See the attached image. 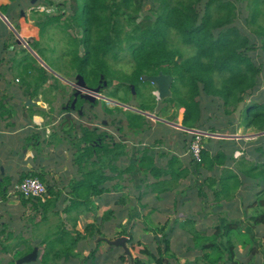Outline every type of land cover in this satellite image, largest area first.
Instances as JSON below:
<instances>
[{"label": "trees", "instance_id": "obj_1", "mask_svg": "<svg viewBox=\"0 0 264 264\" xmlns=\"http://www.w3.org/2000/svg\"><path fill=\"white\" fill-rule=\"evenodd\" d=\"M10 1L13 2L14 0ZM72 1V10H74L72 18L78 20L77 0ZM161 1L163 4L161 13L152 25L144 23L136 25L132 23L133 27L131 30L124 31V28L121 27L122 24L118 23L113 16H124L126 22L129 20L133 22L135 16L131 14L133 12L137 13V8H134L131 13H127L121 11L118 4L121 3L122 7L130 9L132 0H84L81 15L79 16L82 18L83 24V35L81 37L83 41H77L73 38H69V41L73 46L72 56L75 59L83 58L84 61L81 63L83 68L81 70L86 71L88 78L86 79L84 76H81L83 75L81 70L77 74H81L82 78L84 77L83 81L89 88L104 86L102 84L104 79L106 80V73L103 68L98 72L94 68H87V65L95 67L99 63H105L104 59L111 54L128 50L134 63L130 76L124 82L127 84L126 89L128 90V94L131 92L130 89L138 93V86L142 84L143 79L147 76H156L159 73L171 76L172 85L170 90L173 91L172 97H166L161 101L171 104L175 111L183 109L181 122L183 128L189 130L196 129L210 134L217 133L219 128L227 129L229 127L228 123L232 121L230 117L234 114L236 107L240 102H244L238 126L252 128L256 133L264 132V103L258 102V100L254 101L252 98L261 89L262 81L260 74L264 67V42L257 47L233 25L235 18L232 17L233 7L227 1L217 3L213 9V3L217 0H207L203 11H201L202 8L196 6L199 0L177 1L174 5H170L166 0ZM253 2L256 4L258 0H253ZM214 11L218 12L216 17L213 14ZM220 13L226 14L220 15ZM59 21L60 17L57 16L43 20L36 18L35 23L41 30L44 25L51 26V23ZM71 25L69 21H65L61 27L65 30L70 28ZM170 31L175 32L181 43L193 50L192 55L183 58L178 50L168 47V35ZM79 48H82L84 51L82 57H78ZM91 62L92 64H90ZM28 71L31 75L29 79L36 78V81L32 83L35 91L47 83L48 77L51 78V76L46 75L44 70L39 74L38 69L31 67ZM216 74L221 77V80L215 83ZM101 77H103L102 80ZM26 84L28 85V82ZM49 86L51 89L54 84ZM179 86L183 87L184 91H180ZM152 97L154 99V96ZM248 98H252V101L246 103ZM116 108L123 115L128 114L124 115V117L127 119V128L129 130L136 131L137 133L138 131L146 132L144 127L146 119L144 116L130 111H123L118 107ZM149 108L153 107L144 104L137 106V109L143 112L150 111ZM110 110L113 112L115 108H107V111ZM68 120L69 118L64 117L63 123L59 124L61 130L67 125ZM119 130L122 131V127ZM79 131L81 135L76 138L77 141L74 140L77 142V146L72 148L75 149L73 161L79 171L82 172V177L76 180L69 188L70 198L68 205L63 209V213L67 215L72 212L76 213L72 220L73 230H75V226L77 225L78 215L80 213L82 215L88 210L93 209L95 202L93 197L99 198L103 194L119 191L123 187L118 183L111 185L110 182L113 178L120 181L123 175L138 173L145 179L144 175L151 174L155 182L151 184V187L149 185V187L155 193V198L161 200L160 189H170L172 182L177 181L180 177H173L171 173L165 172L167 175H171L172 178L170 181L161 180L162 172L160 171L159 164L158 162L156 163L153 155H149V151L146 149H144L146 151L140 155L134 164L122 165L119 168L115 164L123 155L125 156L121 142H115L113 137L107 136V134L98 133L96 127L92 128V131H88V129H84L81 126V130ZM63 132L69 134L66 130H63ZM231 132L233 133V128ZM185 134L187 133L185 132ZM240 141L242 142L241 144H244L243 140ZM230 145L231 148H234L235 142L231 141ZM255 151H259L261 155H264V147L247 148L245 154L252 157L253 155L251 154ZM226 159V155L222 152H217L214 156H210L204 147L201 152V160L196 166L199 169V173L201 170L210 171L214 168V165H223ZM174 162L175 159L171 158L169 164L172 165ZM238 164L240 172L247 177L249 182L256 183L254 186H251L248 182L244 188L248 191L258 188L256 191L257 198L255 202L250 204L249 208L252 210V214L246 218L247 225L245 222L242 226H239L230 222L222 223L221 221H217L213 230L216 236L213 240L221 243V245L224 242L226 245L224 247H217L220 250V254L214 264H225V262L238 264L234 260V249L236 245H240L239 241H235V245H232L230 237L227 236L231 232L223 231V228L234 229L235 227H239L238 231H233L234 234L238 236L245 232L254 237L256 241L258 238L253 234V227L256 224L264 225V162L259 166L252 159L243 157ZM226 173L229 172L224 170L220 180L221 195L228 193L230 180H232L231 183L235 184L236 187L240 185L236 175L229 173L230 176H227ZM213 183L214 181L211 178L203 182V184L208 186L213 185ZM201 195L203 194L201 193ZM20 199L22 205L24 207L28 205L33 213L43 211L41 217L43 221L49 220V217H45V214L51 208V217L55 218L58 222L56 226L51 227V235L46 236L43 240L46 241L47 248L41 254L39 264L68 262L78 254L76 249L79 239L93 240L94 242L97 238H106V231H103L95 222L85 225L83 235L78 231L72 234L67 231V228H64L63 222L69 220V218L63 219L57 211H52L57 200H49L47 196L44 201H41L39 198H24L22 196ZM123 201L124 198L121 196L119 201L117 200L115 203L119 204ZM155 205H157V202ZM113 213L109 209L103 213V216L108 220ZM256 216L258 217L256 218ZM176 223H178L181 230L190 227L194 230L191 231L193 234H200L203 231L197 226L198 230H196L194 225L195 220L191 218H182L176 220L174 224ZM169 225L171 224H165L161 228H157V231L161 234V238L156 240L153 237V244L151 246L154 245V247L145 246L140 251L145 260L135 258L133 264H164V260H175L174 264H178L176 261L179 260V257L176 258L174 257V253L171 254V236L174 232L166 231ZM172 227L175 226L173 225ZM219 229H222V231ZM181 230H175V232L177 233ZM119 235L129 237L125 230ZM72 236L75 237L73 238ZM189 236L193 238L196 235ZM128 240L130 241V237ZM100 243L95 242L93 244V249L89 252L88 256L90 257L89 262L85 264H104L112 261V257L108 261V258L111 256L109 253L103 260H97L95 252L99 249ZM241 245H246L243 240ZM193 248L211 249L209 244ZM115 249L116 247H109L111 251ZM191 250L192 248L186 251ZM249 251V260L245 259V262L239 264L258 263V259L252 256L253 250L250 249ZM257 252L260 253V250ZM225 255L226 259H224ZM119 259L121 261L124 260L123 254L119 255ZM185 263L188 264L189 261H185ZM191 263L193 264V261ZM165 264H168V262ZM262 264H264V257L262 258Z\"/></svg>", "mask_w": 264, "mask_h": 264}, {"label": "rangeland", "instance_id": "obj_2", "mask_svg": "<svg viewBox=\"0 0 264 264\" xmlns=\"http://www.w3.org/2000/svg\"><path fill=\"white\" fill-rule=\"evenodd\" d=\"M166 1L170 5H174L177 1L185 2V0ZM206 1L207 0H199V2L196 3V6H198V8H202L201 11H203V7ZM226 1L229 2V4L233 7L232 17H235L233 25L236 26L243 34H245L252 43L259 47L261 43L264 42V0H258V3L256 4L253 2V0H217L213 3V9L216 7L217 3H223ZM47 3L49 4L48 7H51V17L59 16L61 17L60 21L53 24L51 23V26L44 25L43 29L41 28V39H39L38 36L40 43L36 46L31 45V51H29L25 47H20L21 44L17 45L14 41H10V43L6 44V40L1 39L0 46L3 44L5 45V54L10 55V59L5 60L3 63V67H0V77H2V81L7 82L6 84H10L11 88H13V86L18 87V85H20L22 92H20L18 96L23 95V97H37V95H40L41 98L39 99H44L45 101L50 100V103H47L46 105L44 104V108L48 120L51 121V128H54L53 131L60 128L59 124L63 123L64 117L69 118L67 125L64 126L62 130H60L61 135L59 136H63L64 140L61 141V144H63L67 148V150H69L68 154L66 155V167L69 168L72 176L78 175L79 172V169L73 161V154L75 152V149L72 147L77 146L76 138L81 135L79 133V130H81V126L84 129H88V131H92V128L96 127L98 133L101 132L105 135L107 134V136H111L110 132H113L120 139V141L121 139L126 141L125 137V139L122 138L125 135L130 137L131 139L127 144L130 154L133 153V151L137 149L140 150L142 148L139 141L140 137L145 131H138L137 133L136 131L133 132L127 128V119L124 117V115L126 116L128 114L123 115V113H120L117 110V102L119 104V106L117 107L121 108L123 111H130L134 114L139 113L142 116H144L145 114V130L152 132L151 135L153 134V138H156L157 140L155 143H153V140L148 142V144H153L152 149L156 154L166 152L172 153L174 151L173 147L175 146L174 142L176 139V135L173 134L172 131H168L170 138H175L172 143L170 141L168 142L169 138H167L163 133L164 129L166 130V126L176 129V133L180 136V138H189L190 134H185V131H183V128L181 127V120L178 117L180 109L175 111L171 104L158 100L156 98V87L153 84L146 81V79H143L142 84L138 86V93H135L130 89L131 92L128 94V90L126 89L127 84L124 82L126 78L130 76L134 65L132 57L128 50H123V52L111 54L104 59L105 63H99L95 67H92L88 64L87 68H94L98 72H100V70L103 68L104 72L106 73V80L104 79V82H106V86L100 87L99 95H95L96 97L94 96L95 99H93V102H91V104L82 100H78L74 104L73 109L69 107L68 103L73 102V92L76 91V77L81 75L77 74V72H79L83 68L81 63L82 61H84L83 58L75 59V57L72 56L73 46L69 41V38H73L81 42L83 41L81 40V36L83 35V24L82 18L79 16L81 15L84 0H77V13L79 15L77 17L78 20H74L72 18L74 14V10H72V0H47ZM118 4L119 9L127 13H131L134 8H137L138 10L137 13L133 12L131 14L135 16L133 22H130V20L126 22L124 16H113V18L116 19L118 23L122 24L121 27L124 28V31L131 30V28L133 27L131 25L132 23L136 25H138L139 23L152 25L156 21L157 16L161 13V7L163 5L161 0H132V6L130 9H125L124 7H122L121 3ZM0 12L6 13L8 11L6 9H2L1 7ZM213 14L216 17L218 15V12L214 11ZM224 14L226 13H220V15ZM65 21H69L72 25L70 28L63 30L61 25ZM0 30V35L6 36L1 26ZM27 34L29 33L24 34L23 37V41L26 43L28 41ZM20 41L21 43L23 42L22 40ZM23 45L25 44L23 43ZM13 46L18 52L16 58L15 56H11L10 49ZM168 47L170 49L178 50L183 58H187L193 54V50L182 44L179 37L173 31H170L168 35ZM83 54V49L79 48L78 57H82ZM7 64H9V67L5 75L3 73V70L4 68H6ZM90 64H92V62ZM31 67H33L34 69H38L39 74L42 73V70L46 72V75L48 73V76H51V79L50 77H48L47 80H49L52 85L54 84V86L49 90L47 88H44L35 91L34 85L32 83L33 81H36V78L29 79V76L31 75L28 69H30ZM81 71L83 72V75L81 76H84L87 79L88 76L86 74V71ZM260 77L262 81L261 89L252 98L254 99V101L258 100V102L264 103V67L261 70ZM16 78L19 79L18 84L14 83V80ZM10 79H12V81ZM220 80L221 77L216 74L215 83L220 82ZM26 82H28V85L26 84ZM13 83L15 85H13ZM6 86L8 87V85ZM179 89L180 91H184V88L181 86H179ZM7 91H9V87L7 88ZM172 94L173 91L170 90V93L167 97H172ZM0 95V108L2 110L1 113L6 114L13 111V105L11 104L3 107V101H1L2 94ZM152 96H154V99ZM252 98H248L246 100V103L251 102ZM27 101V103H31L29 100ZM25 104L26 103H22V105L26 107L27 105ZM140 104L151 105L154 109L149 108L150 111L143 112L142 110L137 109V106ZM121 105H123L124 107ZM107 108H115V111H107ZM131 116L133 117V115ZM230 119H232L231 122H234L232 127H228L229 130L226 128H219L217 133L227 134V131H229L230 134L228 135L234 134L243 136L244 139L241 140H243L244 144H248L249 148L251 149L264 147V137L261 138L262 136H264L261 135L262 132L256 133L252 128L249 129L244 126L239 127L238 124L235 123L234 114L230 117ZM102 120L106 122L105 125H102ZM120 127H122V131L119 130ZM232 128L233 133L230 131V129ZM63 130H66L67 132H69V134L64 133ZM117 130L119 132H117ZM219 136L221 135H218V137ZM40 140L41 141L36 140L37 145H39L40 142L51 141V138ZM234 142L235 147L230 148V152L235 151L237 145L241 146L242 143L241 141ZM55 146H58L57 142L55 143ZM246 149L247 148H245V150ZM251 155L253 156L250 157V159H252V161L257 165L261 166V163L264 162V155H261L259 151H255ZM134 156L135 155H132L131 157ZM158 157L159 155H155L156 159H158ZM115 165L119 166V162H116ZM193 165L195 166L194 163ZM189 167H192L191 174L186 180L182 182V185L190 186L196 189L199 187V181L196 175H193L194 167L192 165H190ZM119 168L121 167L119 166ZM217 174H219V172H217ZM222 175L223 174L221 173V176ZM75 181L76 180H74L72 184H74ZM118 184L123 187L119 190L120 192L116 193L115 195L108 196V204H103V202L100 203V201H96L94 204L95 208L93 207V209L88 210L86 213H83L78 217V230L82 231V234H80L83 235V228L85 227V225L95 222L97 226L103 229V231H106L105 237L108 240H114L118 237L125 236L119 235L123 230H125L127 235H129L130 237L129 241V237L125 236L128 238L126 246L131 253L132 260L130 259V257L124 255V260L121 261L119 259V255L123 254V250L120 247H116L114 251H111L109 250L110 246H108L107 243L102 240L96 241L95 239L93 242V240L89 241L79 239L77 241L76 249L78 251V254H76L75 257L70 259L68 262H63L60 264H85L86 262H89V252L93 249V244L95 242H101L99 249L95 252L97 260H103L107 257L108 253L111 255L108 258V261L111 259L112 261L106 262L104 264H133V260L135 258H141L142 260H145V257L140 254V251L145 246H151V244H153V237L157 236L158 240L161 238V234L159 233V231H157V228H161L166 221L168 222V224L171 223L172 220L178 217V213L181 212L180 209H176L174 210L171 217L164 216L162 214L157 215L154 211L150 213L148 206L149 204L147 203L148 197H144L143 194V192L145 191L143 176L141 174L131 173L130 175H123ZM15 186L12 189L13 193L15 191ZM205 187L207 186L204 184L202 186V190L204 189V191H207V195H211L212 192H210V190L206 189ZM123 194L128 195L127 199L119 204L116 203L113 205V201L119 199L121 196H123ZM140 194L142 195L140 196ZM123 198L125 199V197ZM93 200H96V197H93ZM68 201L69 200L64 201L63 198H59L56 201V205L52 209V211H57L60 217H62L63 219L66 218L67 214L63 213V209L68 205ZM154 203H156V201L151 202L152 205ZM160 204L161 202H158V206ZM109 209L113 210L115 215H112L110 219L106 220L105 216H103V212ZM9 210V217L3 220V223L7 226V229L1 232L0 235V264H16L17 259L31 253L34 248L38 249L37 254L39 259L42 253V248L38 247V244H36L35 241L40 240L42 237L48 236V234H46V230L50 228V224L51 227L58 224L57 220L51 217V208L49 209L48 213L45 214V217H49V220L46 221H43L41 219L43 211L33 213L32 210L25 209L23 219H21V217L16 214L14 208ZM192 213L195 220H199L201 216H206L204 214V211L198 210V208L197 210H192ZM211 213L220 214L221 212L213 211ZM68 216L73 218L75 215L71 213ZM207 217L210 218H206V221L202 223V229L200 230L204 231H202L200 234H193V232L191 231L194 230H192L190 227H186L185 229L181 230L178 223L174 224L175 227H172L173 225H169L166 228V231L174 232V234L171 236V254L174 253V257H179V260L176 261V263L178 262V264H186L185 261H189L188 264H192L191 261H193V264H214L217 261L216 259L220 254V250H218L217 247H224L226 244L223 242L221 245V243L215 242L213 240V238H215L216 236L214 235L215 233L213 231L215 228H212L211 230L210 227L215 226L214 224H216L217 220L222 221V223H225V220L227 219L231 222H235L238 217H234V215L226 218L217 217V220L213 216ZM241 221L245 222L246 225L248 224L246 222V219ZM63 225L65 229L67 228V231L71 232V234L77 231L76 229L73 230L72 224L68 220H65L63 222ZM195 228L196 230H198V228L201 227L197 228L195 226ZM206 229H210L211 231H205ZM175 230L181 231L176 233ZM219 230L222 231V229ZM238 230L239 227H235L234 229L223 228V231L227 232ZM49 232H51V230ZM253 234L258 238L256 241L254 240V237L245 232L239 234L238 236L233 232H231L230 235H227L228 237H230L232 245H235V241H239L240 245H236L234 249V260H236L235 262H237L238 264L245 262V259L249 260L250 249L253 250L252 256H255V258L258 259L257 264H262V258L264 257V233L261 229L253 227ZM189 235H196V238H192ZM75 236L72 237L74 238ZM6 237L7 239H5ZM18 237H27L30 240L29 247L25 248L23 251L19 250L16 247V244L18 243ZM242 240L245 242V246L241 245ZM33 243L34 246L32 245ZM204 244H209L211 249L193 248L203 246ZM151 247L153 248L154 245H152ZM191 248V251H186ZM29 249L30 251H28ZM258 250H260V253L257 252ZM206 254L207 256H205ZM224 259H226V255ZM252 259H254V257H252ZM36 261H34V263L31 262L27 264H35ZM174 261L164 260L163 263L165 264L166 262H168V264H174ZM225 264H229V262H225Z\"/></svg>", "mask_w": 264, "mask_h": 264}, {"label": "crops", "instance_id": "obj_3", "mask_svg": "<svg viewBox=\"0 0 264 264\" xmlns=\"http://www.w3.org/2000/svg\"><path fill=\"white\" fill-rule=\"evenodd\" d=\"M23 1L24 0H14L13 2H11L10 0H0V8L2 7V9L4 8L8 11L6 13L0 12V26L6 34V36L0 35V40H6V44L10 43V41H14L17 45H19L20 40L24 39L23 37L26 33H29L27 34V37L35 36L38 38L39 27L37 25H33V19L31 20L30 18H28L29 15H26L27 22H25V20L23 19H17L18 3H21ZM4 17L6 20L4 19ZM18 23L20 24L19 27H17ZM10 52L11 56H15V58L17 57L18 52L16 51L14 46L10 49ZM9 56L10 55L5 54V45H1L0 67H3V63L5 60L10 59ZM8 67L9 64H7L6 68H4L3 70V73L5 75L8 71ZM1 78L2 77H0V94H2L1 101H3V107L11 104L13 105V111L3 114L1 113L2 110L0 108V235L1 232L7 229V226L3 223V220L9 217V209L14 208L16 214L20 216L21 219H23L25 209H30L28 205L24 207L18 193H13L12 191L15 184L17 185L22 179L28 176L36 177L46 186L47 199L55 201L59 198H63V200H69V188L73 185L72 183L74 180L81 179L82 177L81 171L78 172V175L72 176L71 171L66 167V155L68 154L69 150H67V148L63 144H61V141L64 140L63 136H59L61 135V129L59 128L58 130L53 131L54 128H51V121L48 120V117L45 114L44 107L47 103H50V100L45 101L44 99H39L41 98L40 95H37V97H23V95L18 96L19 93L22 92L20 85H18V87L13 86V88H11L10 84H6L7 82L2 81ZM10 80L12 81V79ZM14 81V83L18 84L19 79L16 78ZM14 83L13 85H15ZM6 85H8L9 91H7L8 87ZM49 85H51V82L47 80V83H45L39 90L44 88H47L49 90ZM27 100H29L31 103H27ZM22 103H26L25 105H27L28 107L23 106ZM117 106H119L118 102ZM179 111L180 112L178 117L182 122L183 109H180ZM102 123V125L106 124L104 120H102ZM231 130L232 129H230V131ZM168 131H172L173 134L176 135V139H171ZM176 131V129L166 126V130L164 129L163 133L167 138H169L168 142L170 141L172 143L175 139V146L173 147L174 151L172 153L166 152L160 154H156L154 152V150L152 149L153 144H148V142L150 141L154 140L153 143L157 141L156 138H153V134L151 135L152 132L148 130L144 132L140 137L139 142L142 148L140 150L137 149L133 151V153L131 154L129 148L127 147L128 141L131 138L125 135L122 138L125 137L126 141H124L123 139H121L120 141V139L113 132H110V135L113 137L115 142H121L123 144L125 156L123 155L118 161L120 167H122V165H129L130 163L134 164L140 157V155L148 150L149 155H153L154 158L155 155H159L158 159L155 158V161L156 163L158 162L160 171L162 172L161 180H171V175H167L165 172L171 173L173 177L180 176L177 181L172 182V187L170 189H160L161 200H158L155 198V193H153L150 188L151 184L155 182L154 179H152L151 174L144 175L145 179L143 178V183L145 192H143V194L144 197H148L147 203L149 204V212L152 213V211H154L157 215L162 214L164 216L171 217L174 210L180 209L181 212L178 213V217H176L174 220H172L171 223H169L171 225H174L176 220H180L182 218H191L192 220H195L193 218L192 210H197L198 208V210H203L204 214L206 215L201 216L199 220H195L194 225L197 227H201V229V225L206 221V218H210L207 216H213L217 220V217L226 218L234 215V217H238L235 222H231L227 219L225 220V223L230 222L242 226L244 222H242L241 220L246 219L252 214V210L249 207L251 206L250 204L255 202L257 198L256 191L258 190V188H254L251 189V191H248L244 188V186L248 184L249 180L240 172L238 168V162L241 158L251 157L245 154L247 150H245V148L249 149V145H237L235 151L230 152V142L240 141L241 139H244L243 136L234 134L228 135L230 134L229 131H227V134H211V137L207 138L204 141L205 149L208 151L210 156H214L217 152H222L224 155H226L227 159L223 165H214V168L212 170H201L199 173V169L196 165H193L192 159L189 154V143L191 140V136L186 132L187 135H189V138H180ZM117 132L119 131L117 130ZM218 135L221 136L218 137ZM49 138H51V141L40 142V144L37 145L36 140L41 141L40 139ZM56 142L58 143V146H55ZM132 155L135 156L131 157ZM171 158L175 159V162L174 164L172 163V165L169 164ZM190 165L194 167L193 175H196L199 181V187L196 189L190 186L182 185V182L186 180L191 174L192 167H189ZM224 170L233 175H236L240 182V185L236 187L235 184L231 183L232 180H230L228 193L226 195H221L220 180L222 177L221 173L223 174ZM217 172H219V174H217ZM229 173H226V175L230 176ZM208 178H211L214 181L213 185H206L207 187H205L206 189H209L210 192H212L211 195H207V191H204V189L202 190V186L204 185L202 180L205 182ZM117 183H119V180L115 178H113L110 182L111 185H115ZM249 184L251 186H254L256 183L249 182ZM118 192L120 191L111 192L110 194H103L99 196V198H96L95 202L100 201V203L103 202V204H108V196L115 195ZM201 193L203 195H201ZM123 197H125L124 200H126L128 195L123 194ZM117 200L119 201V199L113 201V205L116 204L115 202ZM152 201H156L157 205H155V203L152 205ZM158 202H161L159 206ZM213 211H220L221 213L212 214L211 212ZM72 213L76 215L75 212ZM80 215L81 213L78 215V217ZM113 215L115 214L113 213ZM67 217L69 218L68 221H70L72 224L73 218L69 217L68 215ZM257 217L258 216H256V218ZM78 224L79 221H77L75 229L82 234V231L78 230ZM165 224H168V222L166 221ZM214 227L215 226L210 227V229L212 230V228ZM255 228H259L263 232L264 225L256 224ZM210 229H206L205 231H211ZM50 230L51 224L50 228L46 230V234H48V236L51 235V232H49ZM7 237L5 239H7ZM44 239L45 237H42L40 240L35 241L36 244H38V247L42 248V253L44 249L47 248V243L46 241H43ZM29 241L30 240L27 237H18V243L16 244V247L19 250L23 251L25 248L29 247ZM32 245L34 246V243ZM40 258L38 260H40ZM38 260L35 264H38ZM63 262L65 261H61L60 263Z\"/></svg>", "mask_w": 264, "mask_h": 264}, {"label": "water", "instance_id": "obj_4", "mask_svg": "<svg viewBox=\"0 0 264 264\" xmlns=\"http://www.w3.org/2000/svg\"><path fill=\"white\" fill-rule=\"evenodd\" d=\"M4 19H5V17H4ZM18 43H19V41H18ZM23 43L25 44L24 41H23ZM102 78L103 77H101V80H102ZM145 79H146V81L150 82L151 84H153L156 87V98L158 100H163L164 98H166L169 95L170 88L172 85V77L171 76L159 73L156 76H147ZM76 80H77V83H76V87H75V89H76L75 97L78 96V94L83 93L82 97L88 99L90 102H93V99H95L94 96L99 95V91H100L101 86H97L96 88H89L85 84V82L83 81V78L80 76L76 77ZM102 85L106 86V82L103 81ZM132 91H133V89H132ZM73 105H74V100H73L71 106H73ZM243 105H244V102H240L234 111L235 123H237V124H239V120L241 118V112L243 109ZM121 106H123V105H121ZM125 108H128V107H125ZM144 116H145V114H144ZM233 123L234 122L228 123L229 128L232 127ZM183 129H185V128H183ZM185 130H187V129H185ZM261 135H264V132H262ZM100 239L104 240L108 246L120 247L123 250V255L130 257V259L132 260L131 253L126 246L127 237L121 236V237H118L114 240H108L106 238H97L96 241L97 240L99 241ZM156 240H158L157 236H156ZM37 252H38L37 248H34L31 253L17 259L16 264H27V263H31V262L36 261L38 259Z\"/></svg>", "mask_w": 264, "mask_h": 264}, {"label": "built area", "instance_id": "obj_5", "mask_svg": "<svg viewBox=\"0 0 264 264\" xmlns=\"http://www.w3.org/2000/svg\"><path fill=\"white\" fill-rule=\"evenodd\" d=\"M191 135L189 143V154L192 162L197 165L201 160V152L204 149V141L211 137V134L196 129L186 130ZM15 190L25 198H39L42 201L46 198L47 190L43 183L37 178L27 177L15 186Z\"/></svg>", "mask_w": 264, "mask_h": 264}, {"label": "flooded vegetation", "instance_id": "obj_6", "mask_svg": "<svg viewBox=\"0 0 264 264\" xmlns=\"http://www.w3.org/2000/svg\"><path fill=\"white\" fill-rule=\"evenodd\" d=\"M48 3L47 0H24L23 2H19L18 3V11H17V19H23L25 20V22H27L26 19V15H29L28 18L33 19V25H36L35 20L36 18H40L41 20L43 19H50L51 17V7H48ZM50 15V16H48ZM35 19V20H34ZM61 19V17H60ZM16 25V24H15ZM19 27L20 24H17ZM39 39H41V30L39 28ZM82 37V36H81ZM39 39L35 36H30L28 37V41L27 43L25 42V45H23V42L21 43L20 41V47H25L26 49H28L29 51H31L30 47L31 45L36 46L40 43ZM77 83V80H75ZM70 84V83H69ZM82 94H78V96L75 97V91L73 92V97H74V104L78 101V100H82L84 102H88L91 104V102L82 97ZM72 102L68 103L69 107H71L73 109L74 105L71 106ZM79 111V110H78Z\"/></svg>", "mask_w": 264, "mask_h": 264}, {"label": "clouds", "instance_id": "obj_7", "mask_svg": "<svg viewBox=\"0 0 264 264\" xmlns=\"http://www.w3.org/2000/svg\"><path fill=\"white\" fill-rule=\"evenodd\" d=\"M182 130L186 132L185 129H182ZM187 130H189V129H187ZM190 130H191V129H190ZM205 140H206V139H205ZM28 177H33V176H28ZM26 178H27V177H26ZM34 178H36V177H34ZM24 179H25V178H24ZM24 179H22V180H24ZM22 180H21V181H22ZM38 180H39V179H38ZM21 181H20V182H21ZM20 182H19V183H20ZM40 182H41V181H40ZM19 183H18V184H19ZM41 183H42V182H41ZM18 184H17V185H18ZM45 187H46V186H45ZM14 190H15V188H14ZM46 190H47V188H46ZM14 192H15V193H18L16 190H15ZM18 195L21 197V195H20L19 193H18ZM46 196H47V194H46ZM24 198H25V197H24ZM40 200H41V199H40ZM44 200H45V199H44ZM41 201H42V200H41ZM127 239H128V238H127ZM100 240H102V239H100ZM103 241H104V240H103ZM104 242H105V241H104ZM110 247H111V246H110Z\"/></svg>", "mask_w": 264, "mask_h": 264}]
</instances>
